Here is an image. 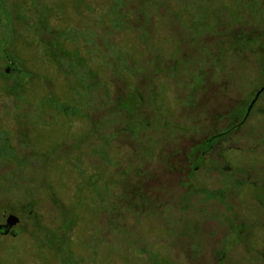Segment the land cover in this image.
I'll list each match as a JSON object with an SVG mask.
<instances>
[{
    "label": "rangeland",
    "instance_id": "obj_1",
    "mask_svg": "<svg viewBox=\"0 0 264 264\" xmlns=\"http://www.w3.org/2000/svg\"><path fill=\"white\" fill-rule=\"evenodd\" d=\"M257 1L226 0L230 3L228 14L231 24L236 25L232 33H227L228 40L241 38V29L259 37L264 21H259L262 0ZM30 2L37 6L41 0ZM47 2L51 12H55L52 20L48 21L49 28H68L65 43L68 48L72 47L70 57L56 56L53 64L48 61L50 55L45 46H37L40 54L33 46H27L34 36L29 29L30 24L37 25L30 11V24L25 23L24 18L14 23L15 32L11 33L14 42L6 38V33L0 42L9 46L18 66L26 64L30 69L20 77L14 73L10 80L1 73L5 66L0 64V207L5 210L3 207L7 203H14L15 212L11 214L18 219L20 217L17 224H3L6 229L0 235V264H212L215 257L223 264H264V219L255 220L246 214L245 223L238 224L232 236L226 221L227 198L233 192L227 194L231 182H237L235 187L240 189L238 197L245 211L253 207V197L261 195L264 199V179L260 181L258 176V170H264L263 114H257L261 119L255 124L256 133L252 137L248 134L251 127L249 119L242 127L247 134L232 138L233 145L241 149L232 147L227 150V134L215 138L223 141L216 145L213 155L207 160V164L214 163L215 170L199 169L197 177L187 188V194L191 195L184 201L188 205L183 204L180 197L185 187L182 185L184 180L175 171L167 172L165 167L168 164L157 154L148 158L144 150H135L137 138L122 129L125 124L122 117L126 113L119 107L113 108L120 105L116 101L118 83L113 80L115 72L125 79H133L132 74L138 72L144 73L140 67L132 71L125 67L128 60L137 58L144 63L149 57V53H140V56L138 53L145 50L144 46L131 40L140 41L130 34L133 30L139 36L138 32L144 29L141 21L135 20L136 25L129 20L134 13L124 0ZM113 2L123 6V10L112 12ZM127 4L131 6L129 2ZM23 6L21 1L16 9L22 10ZM238 8L239 14L235 11ZM194 13L195 10L192 13L186 11L183 25L177 26L195 31L196 28L187 29L190 25L188 18ZM242 14V24L237 26V19ZM159 17L156 13L151 15L155 20V53L166 50L168 56H175L173 46L175 39L181 38L180 31L173 28L178 35L167 34L165 29L169 33L171 24ZM227 17L224 16L225 27ZM122 28L127 31L119 32ZM236 29L240 30L233 34ZM168 36L170 38L166 39ZM260 42L261 38L255 40L250 48L238 49L237 54L233 49H227L231 54L227 67L231 69L230 66L240 60L251 82L239 89L238 78L233 71L227 77V68L217 69L211 75L210 85L205 88L207 92L203 93L204 98L206 94L211 98L197 111V118L198 113L207 112V108L215 109L217 113L226 112L227 107L246 97L248 91L250 94L253 87L260 86L256 76L260 71L257 64ZM89 46L92 51L87 54ZM180 46L186 47L183 43ZM77 54H91V66L98 68L99 80L95 85H90L74 66L73 58ZM119 66L125 67V73ZM246 69L241 68L239 74ZM16 79L20 85L11 92L8 87ZM227 79L230 80L228 88L224 85ZM166 82L168 101L178 104L171 106L175 107L172 109H181L177 96H182L184 91L177 90L169 78ZM220 88L226 92L224 97ZM133 90L132 81L127 94ZM120 93L126 94L125 91ZM141 95H144V89ZM201 100L205 102L202 97ZM262 100L264 104V97L260 98ZM133 116L127 122L136 125ZM199 118L203 119L204 115ZM114 130L117 132L112 134ZM185 142L179 134H170L163 143L166 151L175 153L169 167H178ZM147 144L146 141L143 148ZM227 163L229 172H232L231 179L225 176L227 172L217 171L220 167L216 165ZM236 169L243 171V178L240 174L234 178ZM7 188L10 189L6 191ZM156 195L165 203H156ZM217 197L224 198L220 200ZM193 200L196 202L194 209ZM16 201H24V212ZM183 207L189 213L180 220ZM252 211L260 214L263 208L255 205ZM5 213L10 215V212ZM1 220L4 223V215ZM12 227L18 230L17 235L9 233ZM236 233L241 237H236ZM235 240H241L242 247H239L241 244L228 247L230 251L227 254V244L232 245ZM253 242L263 247H252ZM216 245L224 247H218L214 257L210 248Z\"/></svg>",
    "mask_w": 264,
    "mask_h": 264
},
{
    "label": "trees",
    "instance_id": "obj_2",
    "mask_svg": "<svg viewBox=\"0 0 264 264\" xmlns=\"http://www.w3.org/2000/svg\"><path fill=\"white\" fill-rule=\"evenodd\" d=\"M21 1L24 6L21 8L22 10H18L16 8ZM253 1H255V3L258 2L257 0H252V2ZM127 2H129L131 6H129ZM124 3L127 5V8H130L134 13L129 20L134 24H136L135 20L141 21L144 26V29L141 28L140 32H138L139 36H137L135 34L136 32L133 30L131 32L132 34H130L140 40L135 41L134 38H131L132 41L142 44L145 48L143 52H139L138 47L135 49L139 52V55L140 53H149V57L148 59H145L144 63L139 62L137 58L134 61L128 60L129 63L125 67H128L130 71L136 67H140L139 70H144V73L138 72L132 74L134 75L132 77L133 79H125L122 75H119V72H115L113 80L118 83L116 90L118 95L116 101L120 102V105H115L113 108L119 107L124 114L126 113L125 116L122 117L125 122L122 129L129 131L131 136L137 138L138 146L135 147V150H144L146 157L148 158L157 154V156L168 165H170L175 153L166 151L163 143H165L170 134H179L186 140L185 147L182 146L183 149L178 158L179 162L177 165H180L179 170L186 165L194 168V166H199L200 164H207L210 154L209 151L212 148L211 145L214 143V141L210 142L209 139L213 135L220 133L222 130H227V111H218L217 113L215 109L207 108V112L200 111L197 118V111L201 109V107L206 106L205 103L211 98V95L207 96V94L205 98L203 97V93L207 92L205 91V88L210 85L209 80L212 78L211 75L215 74L217 69L222 71L227 68L228 48L233 49L234 53L237 54L239 53V51H237L238 49L250 48L255 40L260 38V34L259 37H257L254 33H246L239 27L241 29V35H239L241 38H238V40L234 39L233 41H231V39L228 40L227 33H232L233 26L236 25L231 24L230 15L228 14L230 12V3H226V0H124ZM14 4L15 7L6 6L4 10H1L0 7V42L3 41L1 38H4V33H6L8 36L6 38L13 43L14 41H12L13 37L11 33L15 32L14 23L17 19L20 20L21 18H24L25 23L30 24V16L27 11L28 5L36 7L34 3L30 2V0H16ZM37 7H39L37 22V25L39 24V26L36 24H33L35 26L30 24L29 28L32 29L37 38L33 37V41L27 42V44L35 47L38 45L41 47L42 45L45 46L46 51L50 55L48 61L53 64L56 63V56L61 55L63 58L70 57L69 50L72 47L70 46V48H68L67 43H65L68 38L67 26H63L62 28H60V26L52 27L51 30L48 21L51 19V15H55V12H51V6L48 4L47 0H41ZM122 7L123 6L119 3L113 2L111 11L117 13V11L123 10ZM262 7H264V0L260 1V13H262ZM193 10H195L194 14L196 15L192 14L191 17L188 18L190 20V25L187 29L196 28V30H185L182 27L179 28L177 25H183L182 18L184 13L186 11L192 13ZM235 11L239 14V8ZM155 13L156 16L159 15V18L163 17L164 19H167L171 24L169 27V33L167 29H165L167 34L178 35V31H180L179 34L181 38H176L173 46V51H175L174 54H176L175 56H168L166 50L155 53L157 48L153 42L156 38L153 31L155 20L153 21L151 18V15ZM223 14L226 17L228 16L227 27H225L226 19H224ZM211 15L214 16V19L211 18ZM243 16L244 15L242 14L241 18L238 17L236 23L237 26H241L244 18ZM262 16L263 15L260 14L259 21H261ZM209 19L212 21H208ZM211 22H214L212 26ZM207 24H209V26ZM125 28L127 27L125 26ZM173 28H176L178 31L173 30ZM63 29L64 31L61 32ZM240 29L234 30L233 34L238 33ZM207 30L210 32L206 33ZM124 31L127 30L123 29L119 32L123 33ZM259 31L261 33L262 30L259 29ZM62 33L64 34V38L61 39ZM108 33L112 34L111 31H108ZM53 34L54 36L51 37ZM167 38H170V36L166 37V39ZM95 40L98 41V39ZM111 42L115 43L114 41ZM182 43L185 44L186 47L180 46ZM95 44H97V42H95ZM6 47L8 61L14 62V69H12L11 73H4V75L10 79L14 73L20 77L21 74L30 72V69L26 65H17L14 56L11 55L12 50L8 49V45ZM97 50H99V47ZM91 51L92 49L89 46L87 54L91 53ZM77 55V57L75 56L73 58L74 66L78 69L79 73L86 78V81L89 82L90 85H95L96 81L99 80L97 72L98 68L97 66H91L92 57L91 59L89 58L91 54L89 56H84L82 54ZM41 58L44 60L43 57ZM98 61L99 60H96V62ZM238 62H240V60H237V64ZM237 64L232 66L236 67ZM241 66L243 65H239L238 67ZM119 67H121V72H124L125 67ZM115 68L116 66L114 69ZM168 78L174 82V85L177 86V90L179 89L180 92L184 91L182 96H177L178 101H181V109L178 108L173 110L172 108L175 107L171 106L178 104H171L165 94L167 86L166 80ZM12 81V85L8 87L11 92L13 91V88L20 85L18 79ZM132 81L134 82L133 93L130 91L127 94V88ZM115 82H113L112 85ZM224 85L227 86V81L224 82ZM141 88L144 89V95H141ZM123 91H125L126 94L120 93ZM220 91L222 94L221 96L224 97L226 92L221 88ZM214 92L215 91H213V93ZM201 97L205 102H202ZM245 100L248 103L250 99L247 97ZM245 109L246 107L241 103L240 105H237L235 109L233 108L231 115H242L245 113ZM132 114L135 116L134 122L136 125L134 123L131 124L130 122L128 124L127 122ZM201 114L204 115L203 119L199 118ZM115 132H117V130H114L112 134ZM164 139L165 141L162 142ZM146 141L148 144L143 148L142 145H144ZM209 146H211V148L208 150ZM172 170L174 169L168 168L166 171L170 172ZM179 178L183 179V182L186 180V177ZM189 185L190 184H184V191L181 194V197L185 201L188 200V196L191 195V193L187 194V188ZM8 189L10 188H7L6 191H8ZM154 198L155 202H160L157 195L154 196ZM143 200H145L144 194ZM147 202H149V200H147ZM16 203H18V205L21 204V210H23V212L26 210H24V201H16ZM185 203L188 205L187 202ZM3 208L5 210L0 207V220L5 211L10 213L15 212L16 207L14 203H11V205L10 203H7ZM186 210L187 209L183 207L182 211ZM68 214L69 212L67 215ZM16 232H18V230Z\"/></svg>",
    "mask_w": 264,
    "mask_h": 264
},
{
    "label": "flooded vegetation",
    "instance_id": "obj_3",
    "mask_svg": "<svg viewBox=\"0 0 264 264\" xmlns=\"http://www.w3.org/2000/svg\"><path fill=\"white\" fill-rule=\"evenodd\" d=\"M15 1L16 0H0V7H1V10H4V8L6 6H11V7H15ZM263 6V5H262ZM37 7V6H36ZM33 7V6H29L28 5V8H27V11L31 13V18H34V21L35 22H38V10H39V7ZM263 8L261 9L262 11V19L261 21H264V11H263ZM33 10V12H32ZM54 14L51 15V19L53 18ZM35 26V25H33ZM264 27L261 31V34H260V38H261V42L259 44V48H258V53H260V55L258 56V60H257V64L260 66V71L259 73L256 74L257 76V80L260 81V86H255L252 88L250 94H249V91L246 95V97L240 99V100H237L234 102V104L232 106H229L227 107V130L224 129L222 130L220 133H217L216 135H213L209 140L210 142L214 141L212 148L211 146L208 147V150L211 148V150L209 151L210 154H209V157L211 155H213V151L215 150V147L216 145L218 144V146L223 143V141L221 140H216L215 138L219 135H225L227 134L226 136V139H227V150L229 148H237V149H241L242 147H238L236 145H233L232 143V138H236V137H240V135H246L247 134V131L243 132L242 130V127H244L247 123V121L249 119H251V124H250V129H249V132L248 134L252 137L254 135V133H256V127L255 124H258L259 123V120L261 119V116L260 115H257L259 112H261L263 115L262 117H264V104H262L260 101V98L264 97ZM33 37L37 38L36 35H34ZM27 46H33V45H28ZM0 47H1V50H0V64L1 66H3L2 64H4V69H2L0 72L1 73H6V74H9L11 73L12 69H14V62L12 61H8V56H7V47L5 45H2L0 44ZM34 49L37 50V47L33 46ZM38 51V50H37ZM38 53L40 54V52L38 51ZM231 56L230 53H227V61L229 60V57ZM240 63V62H239ZM26 65V64H25ZM240 65H243L240 63ZM262 66V68H261ZM231 69H229V67H227V77H230L231 76V73L232 71L235 73L234 75H236V77L238 78L237 81L239 82V89H242L243 88V85H248L249 83L247 82H251V78H249V75L247 73V69L246 67L244 66H241V67H234V66H230ZM241 68H245V72L243 74H239V71ZM236 69H239V70H236ZM225 82V81H224ZM229 82L230 80L227 79V88H228V85H229ZM249 97V102L247 103L246 102V98ZM229 100V99H228ZM227 100V102H228ZM243 104V106L246 107L245 109V113L244 114H239V115H231L232 111H233V108L235 109V107L237 105H240V104ZM225 139V140H226ZM213 165H210V164H200L199 166H194L191 167V166H183L181 168V170H179V166L177 168H174V166H170L167 165L165 167V169L167 168H173L174 170H172L171 172L175 171L174 173L176 175H178L179 177H186V180L185 182H182V185L184 184H192V181H194V179L197 177V173L199 171V169L201 167L203 168H210V169H213L215 170V166H214V163H212ZM218 167H220V170H217L221 173H226L227 172V175H225L228 179L232 178V172L230 171L229 172V164L227 163V165H216ZM236 174H233L234 178H236V176H238L239 174L242 176L243 175V171H240V170H237ZM258 176L260 178V181L262 179H264V170L260 169L258 170ZM243 178V176H242ZM176 182H174L173 184H175ZM196 183V182H195ZM237 184V182H231L230 185H231V188L227 189V194L228 193H231L232 191V194L229 198H227V224H228V231H229V234H231L230 236H232V232L233 230H235L238 226V224H244L245 221H246V218H245V215L248 214L250 216V218H253L255 220H261V219H264V199L257 195V197H253L252 199V202H253V207L255 205H258V206H261L263 208V212L260 213V214H256L255 212L252 211V208L245 211L244 208L242 207V201L239 199L238 195H239V191L240 189L236 188L235 185ZM262 186H264V183L262 184ZM227 187H228V184H227ZM198 190V189H197ZM194 191L193 192V198H194V195L195 193L197 192ZM262 190L264 191V187H262ZM205 193H207L205 191ZM210 196V195H209ZM190 196H188L189 198ZM211 197V196H210ZM214 197V196H212ZM225 197V196H224ZM224 197H217V199H223ZM187 198V199H188ZM216 198V197H215ZM181 199V202L184 204V199L182 197H180ZM160 201V200H159ZM159 203H165L163 201H160ZM193 209L195 208L196 206V202L195 200H193ZM225 210V209H224ZM186 213H189V212H186V211H182L180 210V220L181 218H184L185 217V214ZM218 213V212H216ZM242 213V214H240ZM7 213L3 214L4 215V223H1L2 220H0V235H3V232L5 231V227L3 226V224H6L7 223V217L9 216L8 214L6 215ZM11 215V213H10ZM15 215V214H14ZM179 215V213H178ZM20 219V217H19ZM195 222L192 223V225H194ZM185 224V223H183ZM17 229L14 227H12L9 231L10 234L12 235H17L18 232H16ZM5 235V234H4ZM236 237H241V235L239 233H236L235 235ZM229 242V240H228ZM238 244H241V240H235V242L232 244V245H228L227 244V254L228 252L230 251V248L228 247H236ZM253 246L252 247H263L262 244H258V243H254L253 242ZM195 245V244H194ZM192 245V246H194ZM202 247V246H201ZM217 247V248H216ZM218 247H224L223 246H214L213 248H210V252H211V255L215 257V251L217 249H219ZM239 247H242V244L241 246ZM246 247H249V246H246ZM217 258L215 257V263L213 262L214 261V258H213V261L211 260V263L212 264H223L221 263L219 260H216Z\"/></svg>",
    "mask_w": 264,
    "mask_h": 264
},
{
    "label": "water",
    "instance_id": "obj_4",
    "mask_svg": "<svg viewBox=\"0 0 264 264\" xmlns=\"http://www.w3.org/2000/svg\"><path fill=\"white\" fill-rule=\"evenodd\" d=\"M18 217L11 214L7 217V223L5 224V226H8V225H12V224H17L18 223Z\"/></svg>",
    "mask_w": 264,
    "mask_h": 264
}]
</instances>
